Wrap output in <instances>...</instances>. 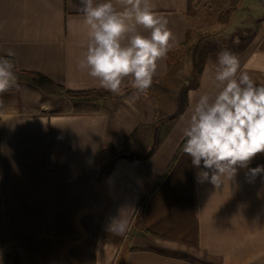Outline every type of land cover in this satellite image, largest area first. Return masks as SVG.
I'll return each mask as SVG.
<instances>
[{
  "label": "crops",
  "instance_id": "1",
  "mask_svg": "<svg viewBox=\"0 0 264 264\" xmlns=\"http://www.w3.org/2000/svg\"><path fill=\"white\" fill-rule=\"evenodd\" d=\"M151 3L174 40L150 89L134 98L78 67L88 44L79 0H0V57L16 75L0 94V264L9 254L25 264H264V173L249 174L264 153L238 166L229 185L199 182L182 129L190 93L211 90L201 87L208 61L190 86L172 65L192 40L197 0ZM246 7L224 28H243L226 50L264 84V5L248 25ZM45 85L118 103L91 108L71 97L65 109ZM120 213L129 227L114 235L108 226Z\"/></svg>",
  "mask_w": 264,
  "mask_h": 264
},
{
  "label": "clouds",
  "instance_id": "2",
  "mask_svg": "<svg viewBox=\"0 0 264 264\" xmlns=\"http://www.w3.org/2000/svg\"><path fill=\"white\" fill-rule=\"evenodd\" d=\"M77 8L88 28L78 67L113 95H123L126 87L135 90L134 98L146 94L174 40L168 19L154 11L151 0H79ZM13 55L10 50L8 57ZM14 69L10 59L0 57V94L15 84ZM201 87L211 90L190 93L182 150L201 169L199 182L219 189L234 180L238 166L264 153V84L254 82L234 52L222 50L208 61ZM261 173L264 166L249 169L253 178ZM128 227L120 213L108 230L123 235Z\"/></svg>",
  "mask_w": 264,
  "mask_h": 264
},
{
  "label": "rangeland",
  "instance_id": "3",
  "mask_svg": "<svg viewBox=\"0 0 264 264\" xmlns=\"http://www.w3.org/2000/svg\"><path fill=\"white\" fill-rule=\"evenodd\" d=\"M263 1L264 0H197L196 11L191 16L192 40L178 53V57L172 64L177 83L184 85L188 82L189 86L192 84L194 85L196 83L195 76L205 62L215 59L216 54L219 51L226 50V47L234 48L232 39H234L236 34L237 37L235 39L237 40L239 35H242L243 28H240L235 32L234 29H231L230 27L229 30L225 31V26L231 21L233 16H235V12H239L240 10L243 11L240 8H243L244 5L247 6V25L250 21L254 23V20L259 16L257 8H259L260 5H264ZM240 17L239 21L243 20V17ZM225 21H227V23H224ZM249 27L250 26L247 27V37L250 34V32H248ZM243 39L244 36L241 37V44L245 43ZM222 46L225 47V49ZM173 83L176 85L175 82ZM45 90L46 98L57 99L59 101V106L65 109L68 108L67 106H63V102L71 97H77V99L83 101V103L94 101L91 108L106 106L107 103H114V106H116L118 103L117 98H113L114 100L107 99L102 93H94L92 95L78 97L69 94L67 96L66 93H59L55 89L46 85ZM129 96L130 94H127L124 97ZM122 101L124 104H126V102L129 104L132 102L131 98ZM88 104L90 103H87L86 105Z\"/></svg>",
  "mask_w": 264,
  "mask_h": 264
},
{
  "label": "trees",
  "instance_id": "4",
  "mask_svg": "<svg viewBox=\"0 0 264 264\" xmlns=\"http://www.w3.org/2000/svg\"><path fill=\"white\" fill-rule=\"evenodd\" d=\"M224 23H227V21H225ZM90 93H77V92L67 91V94L71 96L89 95ZM7 264H25V263L20 259L19 256L14 254H9L7 257Z\"/></svg>",
  "mask_w": 264,
  "mask_h": 264
}]
</instances>
